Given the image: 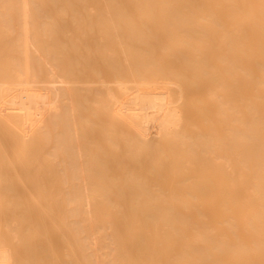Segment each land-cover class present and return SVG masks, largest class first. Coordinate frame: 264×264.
Segmentation results:
<instances>
[{"label": "bare ground", "instance_id": "6f19581e", "mask_svg": "<svg viewBox=\"0 0 264 264\" xmlns=\"http://www.w3.org/2000/svg\"><path fill=\"white\" fill-rule=\"evenodd\" d=\"M0 264H264V0H0Z\"/></svg>", "mask_w": 264, "mask_h": 264}]
</instances>
